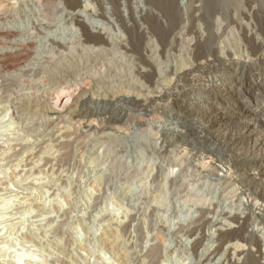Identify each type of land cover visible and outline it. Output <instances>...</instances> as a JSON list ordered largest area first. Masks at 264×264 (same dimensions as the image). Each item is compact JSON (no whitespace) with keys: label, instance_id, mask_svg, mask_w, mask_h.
<instances>
[{"label":"rangeland","instance_id":"1","mask_svg":"<svg viewBox=\"0 0 264 264\" xmlns=\"http://www.w3.org/2000/svg\"><path fill=\"white\" fill-rule=\"evenodd\" d=\"M55 1L60 9L48 13L42 0H0V264L249 262L237 248L247 245L256 253L257 247L242 238L211 254L221 244L219 229L232 220L230 212H250L244 202L249 191L242 181L243 170L230 159L235 149L226 145L245 125L236 115L238 109L245 108L249 115L255 109L264 118V65L251 59L243 29L232 21L236 12L238 22H251L241 13L250 11L249 3L239 0L232 17L222 11L216 15L227 26L216 39L222 62L216 61L217 70L207 73L218 84L224 82L226 89L213 99L201 94L202 81L195 84L189 79L174 86L176 69L196 64L183 41L172 50V57L161 58L162 74L156 78L141 74V68L150 66L118 40L105 45L107 52L98 63L82 68L78 62L92 57L91 46L97 43L83 44V30L70 15L72 8L65 0ZM191 2L179 0L181 15L159 0H123V8L130 16L136 7L141 28L160 23L178 24L180 29L196 23L190 18ZM194 4L205 5V0ZM80 8L87 11L88 22L101 21L115 39L130 38L132 32L117 18L114 0H82ZM99 11L113 18L96 15ZM189 31L183 40L196 37ZM133 34L137 43L143 42L137 32ZM129 44L133 48V42ZM13 51L19 55L5 63L1 56ZM80 84L88 85V96L77 93ZM60 95L67 96L68 107L56 112L51 105ZM123 96L134 97L141 105L119 102ZM185 106L189 110L194 106L187 118ZM210 115L216 117L212 122ZM259 129L244 135L242 142L258 141L264 151V128ZM246 164L255 182L264 183V163ZM263 221L257 216L248 229L259 225L264 232Z\"/></svg>","mask_w":264,"mask_h":264},{"label":"bare ground","instance_id":"2","mask_svg":"<svg viewBox=\"0 0 264 264\" xmlns=\"http://www.w3.org/2000/svg\"><path fill=\"white\" fill-rule=\"evenodd\" d=\"M43 3V7L45 9V11L52 12L53 11H58L60 9V5L57 3V1L55 0H42ZM64 1V0H63ZM67 3L68 7L72 8V12H71V16L72 18L78 22V24L80 25L81 29L83 30V35H81V42L83 43V41H89V42H95L97 44H95L94 46H91L92 51H93V55L92 57H90L89 59L86 60H81L80 63L81 65H83L84 67L82 68H88L89 66L95 65L96 63L99 62V58L102 59V57H104V54L107 52L106 51V47L107 44L109 45V43L118 40L119 45H121L122 47L124 46L125 48H127V50H130L128 52L131 51H137L139 53V58H141L144 63H146L147 65H149V68H141V74H143L144 76H149V77H155L156 74L158 76H161V72L158 71V66L161 64V58L163 56L165 57H169V55L171 53H173V49H177L176 47L181 44V42H184V47L188 52L193 54V58L196 61V64L194 63V61L192 60V62L194 63L191 68H189L186 64V66L189 69H185V70H177L175 71L174 74L177 73V82L175 83L174 86H179V83H184V81H188L189 79L195 82V80L198 81H202L203 83H201L200 89H202V93L203 96H208L211 97L213 96V99H217L219 97V93L217 94L218 91H223L226 89L224 86V82H220V84H218L217 79H215L212 75V78L210 77L211 75H209V73L212 70H217L218 65L216 64V61H219L218 63L222 62V57L219 54V45L216 43V39H219L218 36L220 34V32H224L223 29L225 28L226 24H224V22L220 19L217 18L216 15L218 12H224V15L227 14L229 17H232V9L233 7L238 3L239 0H229L231 1V3L229 5H226V2L228 0H205V5H195L194 2L198 1L200 3H202V0H191V8L192 11L190 9L191 16L190 18L193 21H196V23H194L193 26H191L190 28H188V25L185 23L183 25L182 28L179 29V25L175 24L173 27H166L165 25H162L159 23V25H154V27L152 26L151 28H141L139 26V15L136 14V11L134 9H132L130 13V16L127 15V10L125 8H123L124 3L123 0H114L116 3V12H117V18L118 20L121 22V24L128 29V31L132 32L130 35V38H118L115 39L114 36L111 34L112 32L109 30V28L106 26H104L105 24H101L100 22H95V20H93L94 18H92L91 20H93L94 22H88L86 19L88 18V15L86 14L87 11L83 10V9H79V6L81 5L82 0H65ZM97 1V0H96ZM105 1V0H102ZM132 1V0H131ZM140 1V0H139ZM160 3L163 5V7H165L167 10H169L171 7L173 8L172 10L176 11V13L178 15L180 14L181 11V4H179V0H159ZM204 1V0H203ZM247 3H249L248 5L250 6V11L248 10V12H246V10L242 11L241 13L249 16L251 18V22L248 23H244V22H238V19L236 17L237 13L235 12L234 16L232 17V21L235 22L236 24L240 25L239 27H241L240 29H243V38L245 39L246 45L251 49V56H253L251 59H255L256 61H261L260 64H258L260 67L264 65V0H246ZM245 1V2H246ZM243 2V1H242ZM40 3V2H39ZM101 3V2H100ZM103 3V2H102ZM211 3V4H210ZM241 3V2H239ZM61 4V3H60ZM139 4V3H138ZM142 4V3H141ZM184 4V3H183ZM247 5V6H248ZM63 6V5H62ZM66 6V4H65ZM107 6V5H106ZM114 6V5H113ZM139 6V5H138ZM189 6V5H188ZM244 6V5H243ZM248 6V7H249ZM101 7V6H100ZM115 7V6H114ZM130 7V6H129ZM145 7V6H144ZM186 7V6H185ZM242 7V6H241ZM245 7V6H244ZM64 8V6H63ZM67 8V7H66ZM93 8V7H92ZM103 8V7H101ZM140 8V7H139ZM183 8V7H182ZM62 9V8H61ZM87 9V8H86ZM89 9V8H88ZM143 9V8H142ZM247 9V8H246ZM42 10V9H41ZM69 10V9H68ZM74 10V11H73ZM91 10V8L89 9ZM88 10V12H89ZM96 10V8H95ZM62 11V10H61ZM60 11V12H61ZM67 11V10H66ZM71 11V10H70ZM102 11V10H101ZM95 12L96 15H103L104 17H109L106 16L108 13H104V12ZM109 11V10H108ZM240 11V10H239ZM234 12V11H233ZM55 13V12H54ZM172 13V12H171ZM43 14V13H42ZM47 14V13H46ZM58 14V13H57ZM65 14V13H64ZM90 14V13H88ZM51 15V14H50ZM56 15V13H55ZM67 15V14H66ZM91 15V14H90ZM94 15V14H93ZM92 15V17H93ZM7 16V15H6ZM43 16V15H42ZM58 16V15H57ZM113 16V15H112ZM111 16V17H112ZM185 16V15H184ZM183 16V17H184ZM222 16V15H220ZM45 17V16H44ZM53 17V16H52ZM109 17V18H111ZM219 17V16H218ZM223 17V16H222ZM55 18V17H54ZM51 18L50 19H54ZM113 18V17H112ZM116 18V19H117ZM177 18V17H176ZM224 18V17H223ZM228 18V17H227ZM226 18V19H227ZM246 18V16H245ZM49 19V17H48ZM89 19V18H88ZM97 19V18H96ZM103 19V18H102ZM108 19V18H107ZM131 19V21H130ZM183 19V18H182ZM185 19V18H184ZM183 19V20H184ZM229 19V18H228ZM226 20V21H230V20ZM99 20V19H98ZM156 20V19H155ZM159 20V19H158ZM247 20H249L247 18ZM37 21V20H36ZM90 21V20H89ZM97 21V20H96ZM108 21V20H107ZM113 21V20H112ZM111 21V22H112ZM116 21V20H115ZM178 21V20H177ZM203 21L204 23L201 24ZM225 21V22H226ZM104 22V21H103ZM109 22V21H108ZM110 22V23H111ZM161 22V21H160ZM166 22V21H165ZM176 22V21H175ZM227 22V23H228ZM247 22V21H246ZM40 23V22H39ZM95 23V24H94ZM116 22H113V24ZM157 23V22H156ZM177 23V22H176ZM190 23V22H189ZM43 24V23H42ZM41 24V26H42ZM158 24V23H157ZM167 24V23H166ZM231 26V25H228ZM39 27V26H38ZM44 27V26H43ZM160 27V28H159ZM227 27V26H226ZM235 27V26H234ZM237 27V25H236ZM238 27V28H239ZM140 28V29H139ZM232 28V27H231ZM7 29V28H6ZM9 29V28H8ZM7 29V30H8ZM17 29V28H16ZM112 29V27H111ZM189 29H191L192 32H194L196 34V37H193L191 39H187V40H183V37L185 35V33L187 31H189ZM227 29V28H226ZM234 29V28H233ZM4 30V29H3ZM14 30V29H13ZM237 30V28H236ZM137 32V36L140 35L141 38H143V42L137 43V39L135 38V35L133 34V32ZM235 31V30H234ZM2 32V31H1ZM7 32V31H6ZM12 32V31H11ZM15 32V31H14ZM190 32V31H189ZM188 32V33H189ZM5 32H3L4 34ZM8 33V32H7ZM2 34V35H3ZM6 34V33H5ZM115 34V33H114ZM235 34V32H234ZM237 34V33H236ZM239 34V31H238ZM7 35V34H6ZM10 35V34H8ZM12 35V34H11ZM16 35V34H15ZM188 35V34H187ZM185 35V36H187ZM194 35V34H193ZM1 36V34H0ZM195 36V35H194ZM233 36V35H231ZM10 37H14V36H10ZM221 37V36H220ZM187 38V37H186ZM242 39V38H240ZM30 40V39H29ZM28 40V42H29ZM233 40V38H232ZM33 41V40H32ZM133 42L132 47L133 48H129L131 46V44H129V42ZM240 42V40H238ZM243 41V39H242ZM27 42V41H26ZM238 42V43H239ZM244 42V41H243ZM242 42V43H243ZM31 43V42H30ZM55 43H57L55 41ZM63 43V42H62ZM80 43V41H79ZM81 43V44H82ZM219 43V42H218ZM236 43V42H235ZM58 44L60 45V43L58 42ZM84 44V43H83ZM23 45V44H21ZM92 45V44H90ZM89 45V46H90ZM229 45V44H228ZM242 45V44H241ZM16 46V45H15ZM20 46V45H19ZM27 46V45H26ZM31 46V44H30ZM110 46V45H109ZM236 46V45H235ZM22 47V46H21ZM28 47V46H27ZM63 47V46H62ZM66 47V46H65ZM221 47V46H220ZM239 47V46H238ZM241 47V46H240ZM26 48V47H25ZM61 48V47H60ZM90 48V47H89ZM237 48V47H236ZM242 48V47H241ZM245 48V47H244ZM31 49V47H30ZM221 49V48H220ZM223 49V48H222ZM243 49V48H242ZM246 49V48H245ZM11 49H9L10 51ZM23 50L20 48V51ZM25 50V49H24ZM29 50V49H28ZM109 50V49H108ZM185 50V52H186ZM19 51V52H20ZM27 51V50H26ZM60 51V50H59ZM91 51V49H90ZM184 51V49H183ZM237 51V50H236ZM240 51V50H239ZM6 52V50H5ZM18 51H13V52H9V53H4L2 57V60L5 61V63H8V60L11 59L12 57L15 58L16 55H19ZM22 52V51H21ZM31 52V51H30ZM127 52V53H128ZM26 53V52H25ZM28 53V51H27ZM135 53V52H134ZM133 53V55H134ZM178 53V52H177ZM221 53V52H220ZM21 54V53H20ZM30 54V53H29ZM92 54V53H91ZM179 54V53H178ZM187 54V53H186ZM231 54V53H229ZM133 55H131L133 57ZM188 55V54H187ZM185 55V56H187ZM226 55V54H225ZM23 56V55H22ZM20 55V57H22ZM171 56V55H170ZM173 56V54H172ZM171 56V57H172ZM183 56V55H182ZM191 56V55H190ZM131 57V58H132ZM164 57V58H165ZM248 56L246 55V58ZM17 58V57H16ZM135 58V57H134ZM176 58V55H175ZM189 58V57H188ZM245 58V56H244ZM242 58V59H244ZM191 59V58H190ZM231 59V58H229ZM1 60V61H2ZM14 60V59H13ZM141 60V61H142ZM167 60V59H166ZM185 60V59H184ZM184 60L182 63H184ZM246 60V59H245ZM140 61V60H139ZM176 61V60H175ZM174 61V62H175ZM178 61V60H177ZM180 61V60H179ZM178 61V62H179ZM11 62V61H9ZM75 62V61H74ZM190 62V61H189ZM250 62V61H249ZM76 63V62H75ZM143 63V62H142ZM4 64V63H3ZM12 64V63H10ZM70 64V63H69ZM78 64V66L80 65ZM226 64V63H225ZM223 63V65H225ZM241 63H237V66H239ZM8 65V64H6ZM177 66V65H176ZM241 66V65H240ZM68 67V66H67ZM71 67V66H70ZM69 67V69H71ZM75 70L77 68V65H74ZM94 67V66H93ZM183 67V66H182ZM185 68V67H184ZM223 68V66H222ZM79 69V68H78ZM81 69V67H80ZM179 69V68H178ZM89 70V69H88ZM65 71V70H64ZM67 71V70H66ZM65 71V72H66ZM83 71V70H82ZM129 71V70H128ZM173 71V70H172ZM226 72V71H225ZM264 72V71H263ZM85 73V71H84ZM124 73V72H123ZM217 73V72H216ZM72 74V73H71ZM260 74V73H259ZM264 74V73H263ZM70 75V74H69ZM217 75V74H216ZM261 75V74H260ZM207 76L208 79H205V77ZM127 77V76H126ZM125 77V78H126ZM148 78V77H147ZM146 78V79H147ZM156 78V77H155ZM149 80V79H148ZM220 80V79H219ZM226 81V80H225ZM149 82V81H148ZM197 82H195V84H198ZM79 83H82L79 82ZM191 83V82H190ZM200 84V83H199ZM78 85V84H77ZM88 86V85H87ZM86 84H80L77 88V93H82V94H89V87H87ZM185 86V85H184ZM194 86V85H193ZM91 87V86H90ZM259 87V86H258ZM187 88V86H186ZM176 89V88H175ZM196 89V88H195ZM199 89V88H198ZM228 89V88H227ZM262 89V88H261ZM264 89V88H263ZM163 90V89H162ZM75 91V92H76ZM92 91V90H91ZM90 91V92H91ZM192 91V90H191ZM163 92V91H162ZM171 92V91H170ZM258 93V92H257ZM70 94V93H69ZM74 94V93H73ZM162 94V93H161ZM167 94V93H166ZM169 94V92H168ZM176 94V93H175ZM179 94V93H178ZM177 94V95H178ZM199 94V93H198ZM230 94V93H229ZM200 95V94H199ZM258 95V94H257ZM69 96V95H68ZM82 96V95H81ZM85 96V95H84ZM230 96V95H229ZM172 97V96H171ZM203 98L199 97L197 98L198 100L201 99V101H208L209 98ZM225 97V96H224ZM70 98V97H69ZM170 98V97H169ZM192 99V98H191ZM196 99V98H195ZM91 100V99H90ZM119 102H126L128 103V100L133 101V104L140 106L141 105V101L134 98V97H130V96H123L120 97ZM190 100V99H189ZM68 102V98L67 96H58L57 99L55 101H53L52 103V108L54 109L53 111L59 110V107H65L66 104ZM194 103V102H193ZM98 104V102H97ZM100 104V103H99ZM192 104V103H191ZM208 105V103H207ZM210 105V104H209ZM72 106V105H71ZM249 106V105H247ZM68 107V106H66ZM258 107V106H257ZM51 108V109H52ZM242 108V107H241ZM67 109V108H66ZM71 109V108H69ZM194 109V106L189 110L188 107H183L184 113L186 114V118L190 115L189 113ZM245 109V108H243ZM243 109H238V111L236 112L239 120H242V122L245 124L243 129L240 130L239 134L236 135L235 137H233V139L231 138L230 142H228L226 145L228 146H232L235 149V154L232 155V158L230 157V159L234 162L237 163L238 166L241 167V170H243V184H245V186H247V188H245V186L243 188L247 189V191H249L248 193H246V197H245V204L247 206V208H249L250 212H230L229 214V210L227 211L229 216L231 217V222H229L228 224H226L223 228L219 229V240H221V244H218L212 251L211 254L215 255L216 253L220 252V248L224 243L226 242H230L232 240H237L239 238L245 239L248 241V243L250 244H254L256 245V253H254L252 251V249L247 248V245L245 247L244 246H240L239 245L237 247L238 251L240 254H243L245 256H247L246 258H248L249 262H245V264H263L262 262H260V256L263 257L264 253L261 247V240H260V234L263 232L261 227L259 225H256L257 227L253 228V229H248L249 227V221L255 219L257 216L260 219L264 220V183L262 184H258L257 182H255L256 180L254 179L253 176L250 175V173L247 170L246 167V162H259V163H264V151H260V144L258 143V141H251V142H246L247 144H245V142H242L243 140V136L246 134H249L250 136L252 135L253 131L256 130L257 128L260 127L259 130H261V127L264 128V118H262L260 115H257L258 111L254 109V114L249 115V113H246L245 110ZM259 109V108H257ZM262 109V108H261ZM77 110V109H76ZM236 111V110H235ZM251 111V110H250ZM207 112V111H206ZM206 112H205V116H204V111L202 110V114L203 117L205 118H209L210 117H206ZM249 112V111H248ZM182 113V112H181ZM209 113V112H208ZM55 114V113H54ZM225 115V113L223 114ZM255 115V116H253ZM211 118V122L213 121V119H215L216 117L213 115H210ZM218 116V115H216ZM258 116V117H257ZM53 117V116H52ZM183 121V120H182ZM209 121V120H208ZM55 122V121H54ZM240 122V121H239ZM206 123V122H205ZM209 123V122H208ZM234 123V122H233ZM241 124V123H240ZM57 125V124H56ZM53 127V125H52ZM51 130V129H50ZM57 131V130H56ZM263 131V130H262ZM55 133V132H54ZM65 133V132H64ZM193 133V131H192ZM61 134V132L59 133ZM200 135V134H199ZM55 136V135H54ZM63 136V135H62ZM203 136V135H202ZM193 137V136H192ZM190 138L193 140V138ZM57 138V137H56ZM204 138V137H203ZM200 139V138H199ZM257 140V139H256ZM61 141V140H59ZM189 141V140H188ZM58 142V141H57ZM187 142V140H186ZM197 142V141H196ZM261 142V141H260ZM264 142V140L262 141ZM201 144V143H200ZM263 144V143H262ZM203 145V144H202ZM201 145V146H202ZM59 147V146H58ZM213 147V146H212ZM226 148V147H225ZM229 148V147H228ZM233 148H231L232 150H234ZM244 148H247L246 151H242ZM263 148V147H262ZM264 150V149H263ZM260 151V152H259ZM262 152V153H261ZM61 153V152H60ZM242 157V158H241ZM219 160V159H218ZM218 163V162H217ZM222 164V162H221ZM219 165V163H218ZM214 166V165H213ZM222 166V165H220ZM250 166V165H249ZM218 167V166H217ZM216 167V168H217ZM239 167V168H240ZM215 168V167H214ZM238 170V169H237ZM174 171V170H173ZM256 171V170H255ZM263 174V173H262ZM174 176V175H173ZM238 176V175H237ZM255 176V175H254ZM172 177V175H171ZM241 178V177H240ZM264 178V177H263ZM172 179V178H171ZM258 181V180H257ZM264 181V179H263ZM260 182V181H259ZM242 184V185H243ZM241 185V183H240ZM226 186V185H225ZM242 187V186H241ZM242 189V188H241ZM244 192V191H243ZM241 193V192H240ZM224 195V194H223ZM243 195V193H242ZM258 195V196H256ZM241 197V195H240ZM243 197V196H242ZM222 198V197H221ZM226 199V198H225ZM227 200V199H226ZM226 200H224L226 202ZM241 200V199H240ZM222 201V200H221ZM223 201V202H224ZM198 202V201H197ZM242 202V201H241ZM243 202V203H244ZM228 203V202H227ZM215 204V203H213ZM221 204V202H220ZM219 204V205H220ZM198 205V204H196ZM205 205V204H204ZM208 205V204H207ZM218 205V204H217ZM211 206V205H210ZM245 206V205H244ZM196 207V206H195ZM208 207V206H207ZM215 207V205H214ZM222 207H224L222 205ZM203 208V206H202ZM201 208V209H202ZM217 208V207H216ZM205 209V208H204ZM212 209V208H211ZM222 209V208H221ZM219 208V210H221ZM227 209V208H226ZM197 210V209H195ZM200 211V210H199ZM203 211V210H202ZM225 211V213H226ZM236 211V210H234ZM241 211V210H240ZM222 212V211H221ZM203 213V212H202ZM219 213V212H218ZM212 214V213H211ZM216 214V212L214 213ZM227 214V215H228ZM220 215V214H219ZM223 215V214H221ZM204 216V215H203ZM210 216V215H208ZM215 216V215H214ZM224 217V216H223ZM194 218V217H193ZM228 218V217H227ZM197 219V218H196ZM209 219V218H208ZM212 219V218H211ZM206 220V219H205ZM218 220V219H217ZM257 220V219H256ZM195 221V220H194ZM199 221V220H198ZM208 221V220H207ZM211 221V220H210ZM262 221V220H261ZM264 222V221H263ZM197 223V222H195ZM263 224V223H262ZM261 224V226H262ZM196 225V224H195ZM199 225V224H198ZM201 225V224H200ZM204 224H202L203 227ZM264 225V224H263ZM207 226V225H206ZM205 226V227H206ZM221 227V226H220ZM189 228V227H188ZM199 228V226H198ZM203 229V228H202ZM264 229V228H263ZM193 231V230H192ZM199 232V231H198ZM204 232V230H203ZM201 233V231H200ZM206 233V232H205ZM202 234V233H201ZM192 235V234H191ZM199 235V234H198ZM264 236V232L262 234ZM200 239V238H199ZM203 239V238H202ZM204 240V239H203ZM191 241V240H190ZM194 241V240H193ZM199 241V240H198ZM238 242V241H237ZM201 243V242H199ZM216 243V242H215ZM193 245V244H192ZM197 245V244H196ZM191 247V246H190ZM211 247V246H210ZM212 248V247H211ZM228 248V247H227ZM195 249V248H194ZM235 249V248H234ZM237 249H235L237 251ZM226 250V249H225ZM229 251V250H227ZM205 252V251H204ZM237 253V252H236ZM238 253V254H239ZM235 254V253H234ZM222 255V252H221ZM226 255V253H225ZM200 256V255H199ZM210 256V255H209ZM220 256V254L218 255V257ZM227 256V255H226ZM232 256V255H231ZM218 257H215L218 259ZM234 257V256H233ZM200 258V257H199ZM210 258V257H209ZM213 258V259H215ZM221 258V257H219ZM224 258V257H223ZM234 259V258H232ZM244 259V257H243ZM208 260V259H206ZM245 260V259H244ZM247 260V261H248ZM204 261V260H203ZM224 261V259H223ZM233 261V260H232ZM205 262V261H204ZM240 262V261H239ZM238 262V263H239ZM202 263V262H201ZM219 263V262H218ZM236 263V262H235ZM237 263V264H238ZM221 264H223L221 262Z\"/></svg>","mask_w":264,"mask_h":264}]
</instances>
